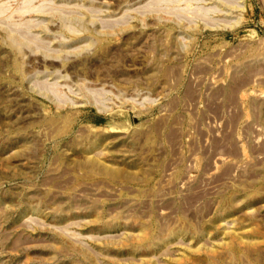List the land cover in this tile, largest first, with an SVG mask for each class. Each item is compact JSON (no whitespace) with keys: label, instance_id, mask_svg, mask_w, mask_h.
<instances>
[{"label":"rangeland","instance_id":"1","mask_svg":"<svg viewBox=\"0 0 264 264\" xmlns=\"http://www.w3.org/2000/svg\"><path fill=\"white\" fill-rule=\"evenodd\" d=\"M0 264H264V0H0Z\"/></svg>","mask_w":264,"mask_h":264},{"label":"bare ground","instance_id":"2","mask_svg":"<svg viewBox=\"0 0 264 264\" xmlns=\"http://www.w3.org/2000/svg\"><path fill=\"white\" fill-rule=\"evenodd\" d=\"M128 122H129V120H128V119H125V122H124L125 124H124V123H121V124L119 125V127H118V128H120V129H124V128H125V126H126V125H128ZM122 124H124L125 126H124V125H122Z\"/></svg>","mask_w":264,"mask_h":264}]
</instances>
